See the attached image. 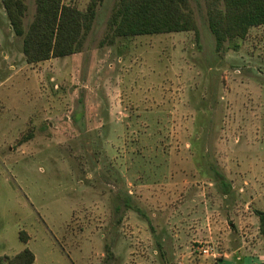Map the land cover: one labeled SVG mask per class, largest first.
I'll return each mask as SVG.
<instances>
[{"label":"rangeland","instance_id":"rangeland-1","mask_svg":"<svg viewBox=\"0 0 264 264\" xmlns=\"http://www.w3.org/2000/svg\"><path fill=\"white\" fill-rule=\"evenodd\" d=\"M117 1L97 6L79 53L37 64L25 62L0 3V256L27 248L33 264H158L162 243L171 262L172 242L162 240L157 219L145 223L144 210L115 214L131 160H142L141 179L150 182L155 177L144 163L153 157L145 149L187 144L199 195L208 196L212 183L217 201L209 165L232 185L238 161L264 166V26L251 28L237 52L215 53L209 0H188L197 34L102 43ZM89 2L64 0L80 11ZM25 4L26 27L35 0ZM144 103L150 117L135 118ZM224 244L218 235L185 248L195 257Z\"/></svg>","mask_w":264,"mask_h":264},{"label":"crops","instance_id":"crops-1","mask_svg":"<svg viewBox=\"0 0 264 264\" xmlns=\"http://www.w3.org/2000/svg\"><path fill=\"white\" fill-rule=\"evenodd\" d=\"M149 104H140L139 108L144 110L135 118L148 119L150 115L146 109L150 107ZM145 150L148 152L147 156L153 159L145 160L144 164H150V172L155 179L150 182L142 181V160L133 159L130 168L128 166L126 170L128 182L125 193L139 209L147 211L144 222L157 219L162 240L171 239L170 252L173 260L168 262L164 259L167 248L159 243L157 247L160 249L161 259L158 264H264V237H259L258 218L253 213L254 210L264 211L263 165L260 166L261 170H257V165L255 168L243 167L242 161H238L237 169L232 175L229 174L233 183L232 190H237L234 192L235 197L228 198L229 195L219 193L217 201L212 183L208 184V193L212 196L199 195L201 184L196 181L195 166L188 156L190 151L187 144L180 148ZM143 155L142 151L141 157ZM261 163L263 162L257 160V164ZM132 215L128 217L136 222L137 228L143 224L145 230V223L139 220V216L135 213ZM220 220H223L225 227H221ZM217 227L221 231L218 235L225 242L223 248L215 250L212 256L193 257L194 251L191 248L187 251L185 243L198 242L202 237L215 239L218 236ZM137 228L131 232H138ZM143 232L145 236L147 232ZM152 233L154 230H151L150 234ZM144 248L149 249L148 246ZM150 262L153 264L149 259L145 263Z\"/></svg>","mask_w":264,"mask_h":264},{"label":"trees","instance_id":"trees-1","mask_svg":"<svg viewBox=\"0 0 264 264\" xmlns=\"http://www.w3.org/2000/svg\"><path fill=\"white\" fill-rule=\"evenodd\" d=\"M102 1L90 0L85 11H80L66 5L64 0H35L34 16L26 27L25 0H0V3L13 35L21 39L25 62L37 64L79 53L82 38L90 32L96 8ZM209 4L207 23L215 53L237 52L239 41L247 37L251 28L264 26V0H209ZM185 32L197 34L188 0H118L102 43L113 44L118 38ZM208 167L210 180L217 184L218 192L229 195L232 192L229 180L212 165ZM120 196L122 203L115 207V214L124 210L143 214L127 193ZM253 213L258 218L259 237H264V211ZM19 240L26 244L29 238L20 232ZM34 260L27 248L12 258L0 256V264H33Z\"/></svg>","mask_w":264,"mask_h":264},{"label":"built area","instance_id":"built-area-1","mask_svg":"<svg viewBox=\"0 0 264 264\" xmlns=\"http://www.w3.org/2000/svg\"><path fill=\"white\" fill-rule=\"evenodd\" d=\"M201 249V253L203 254V255H207V256H209L211 253L209 252V250L208 249H203V248H200ZM210 256H212V255H210Z\"/></svg>","mask_w":264,"mask_h":264}]
</instances>
